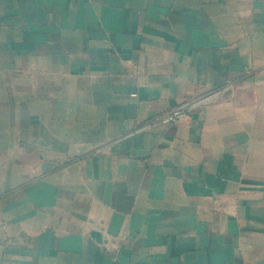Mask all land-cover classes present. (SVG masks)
<instances>
[{
	"label": "crops",
	"instance_id": "0c3cea01",
	"mask_svg": "<svg viewBox=\"0 0 264 264\" xmlns=\"http://www.w3.org/2000/svg\"><path fill=\"white\" fill-rule=\"evenodd\" d=\"M0 264H264V0H0Z\"/></svg>",
	"mask_w": 264,
	"mask_h": 264
},
{
	"label": "built area",
	"instance_id": "2783aa9c",
	"mask_svg": "<svg viewBox=\"0 0 264 264\" xmlns=\"http://www.w3.org/2000/svg\"><path fill=\"white\" fill-rule=\"evenodd\" d=\"M190 104L188 102H184L179 106L175 107L168 114H166L163 118H161V122L163 124H176L182 118L186 117L189 113Z\"/></svg>",
	"mask_w": 264,
	"mask_h": 264
}]
</instances>
